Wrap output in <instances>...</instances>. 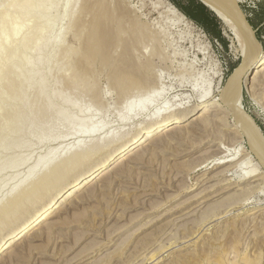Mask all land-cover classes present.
Masks as SVG:
<instances>
[{
    "label": "rangeland",
    "instance_id": "374dc122",
    "mask_svg": "<svg viewBox=\"0 0 264 264\" xmlns=\"http://www.w3.org/2000/svg\"><path fill=\"white\" fill-rule=\"evenodd\" d=\"M227 1L236 13L231 1L239 6L264 48V0ZM169 4L176 6L170 0H0V206L50 150L64 156L75 144L88 146L109 131L134 130L144 115L130 117L139 110L129 112L128 105L151 94L148 109L175 101L193 104L186 118L198 116L204 106L215 107L208 126L214 135L224 134L215 138L189 120L183 132L148 141L137 159L126 162L128 171L84 187L47 221L53 224L50 230L47 222L39 225L35 235L1 255L0 264H264V172L239 183L240 168L230 167L232 162L215 165L237 148L234 141L242 137L236 130L247 160L262 162L219 101L245 57L222 20L227 46L206 21L188 16L189 27L174 24ZM97 13L102 16L96 27L105 33L101 43L119 41L114 52L105 51L103 43L89 54L79 36L80 27L90 25ZM143 24L154 32L138 47L134 38ZM111 32L124 36L112 39ZM132 47L140 61L150 58L152 84L161 88L149 94L135 88L127 99L113 81L120 68L116 59L131 56ZM249 76L242 106L264 133V70ZM193 88L209 89L210 97L198 104ZM60 106L64 113L55 115ZM101 120L91 132L82 127ZM44 126H49L46 132Z\"/></svg>",
    "mask_w": 264,
    "mask_h": 264
},
{
    "label": "bare ground",
    "instance_id": "6f19581e",
    "mask_svg": "<svg viewBox=\"0 0 264 264\" xmlns=\"http://www.w3.org/2000/svg\"><path fill=\"white\" fill-rule=\"evenodd\" d=\"M27 1L28 0H25V3H27ZM87 1L90 2V0ZM204 1H206L208 6L211 7L216 14L219 15V17L224 22V24L228 28H230L233 31V33H235L236 35L235 37L237 38L236 40L239 43L240 50L242 51L245 57L244 63L239 66V69L237 70L235 75L230 77L225 87L221 89L219 101L223 97L227 99V101L232 105V108L224 107L225 112L227 113L228 116H232L237 121L238 125L242 127V130L246 133V135L249 138V141L252 144L251 146L254 145L255 150L260 153L262 162L261 164L258 165L254 162H251L250 158H249L250 161L247 160L248 158L244 155L246 147L243 144L244 140L242 139L243 136L240 130L235 131L239 137H242L234 141L235 142L234 145L238 144L237 148H235V151L223 157L218 158V160L215 162V165L216 164L221 165L228 162H232L233 164L231 163L232 165H229L230 167H232L233 169L235 167L240 168L241 169V170L239 169L240 175L238 174L240 176V179H238V182L242 183L243 181L257 177L258 175L264 172L263 169L264 165H262L264 164V133L262 132L263 130L261 131L259 129V125L256 122V120L253 118V116L250 115L242 106L244 80L246 78L249 79L250 77L249 75L251 74H259L260 72L263 73L264 48L259 45L258 41L255 38V35H253L252 34L253 32L250 31L251 29L250 24L248 23L247 19L245 18L239 6L234 1L231 2L233 6L236 8L237 13L227 0H204ZM86 3L88 4V2ZM160 3L162 4L163 2L160 1ZM91 6H88V8H91ZM38 8L39 9H37V12L41 10V6L39 5ZM104 8L106 9V7ZM77 10L79 12V8ZM88 10L89 9H87L85 12L87 13ZM166 11L173 16V20L175 21L174 24L182 23L187 27H189V24L191 22L188 16L185 13L181 12L176 6L169 4V6L166 8ZM97 14L95 15L96 17H94V21L92 20L93 22L91 23L89 22L90 25H83L82 27H80L78 32L80 34L79 36L82 39L86 52H88L89 54L92 53L93 49L96 48L98 45L100 44L102 45L104 43V42L101 43L102 42L101 40L103 39H101L100 35L101 34L105 35V33H103L104 31L100 30L101 29L100 27H96L98 25V24L96 25V22H98V19L100 18V16H102V14L101 15L98 14V16ZM136 23L134 25H136ZM102 25H104V23ZM102 28L104 27L102 26ZM122 29L125 32L124 27L121 28V30ZM108 30L109 29H107V32ZM136 30L137 32H139L138 37L136 36L135 33V36L137 38H134L135 36L131 34L130 35L137 41L135 42V45L137 43L138 47L140 43L144 42L143 40H145L146 38L145 39L143 38L147 34L150 35L154 32L153 30H150L148 26L145 24H143L141 28H139L138 26ZM126 32L128 34L130 33L129 30ZM111 33H109V35ZM116 34L118 35V37H121V35H123L124 33L122 34L121 32H118ZM116 34L114 35L115 37ZM130 35H128V37ZM111 36L113 39L114 38L113 33L111 34ZM111 36H109V38ZM123 38L125 39L126 36ZM128 41L126 45L129 44ZM107 43L108 42L104 43V46H106ZM115 43L116 44H114V42L113 44L112 43L107 44L106 47L108 48H106L105 51H109V52L116 51L119 46V41L118 43L115 41ZM99 47L102 48V46ZM133 47L131 51H129V54H131V56L129 55L128 57L127 54L125 57L123 56L121 58L120 56V58L118 57L119 59H116L119 62L118 66L122 68L121 69L119 68V73L116 72V75L114 74V78L116 81H113L114 79L111 80L113 82H116L115 86H117L118 84L119 87L118 86L117 87L122 91L123 96L125 95L127 99H130L134 95V92L132 91L135 88H136V90H134L135 92H138L140 89L141 93L143 94H149L154 91L158 92V88H161L160 86L155 87L152 84L153 79L151 78L150 75V71H151L150 58L149 59L147 58V60L145 59V61L142 60L140 61L138 55L134 53L135 48L133 49ZM130 48L131 47H129V49ZM123 51L127 52L126 50ZM83 54H85V51ZM137 59H139V62H137ZM121 61H123L125 65L122 66L123 63H121ZM115 64L117 63L115 62ZM253 64H255L256 66L252 67V71H251L250 70L251 65ZM241 78L243 79V81H241ZM193 89L197 93L198 104L205 102L210 97L209 89H205L201 91H199L196 88ZM130 90H132L131 93L129 92ZM151 96H153V94H151L144 101H142L143 99H140L138 102L139 104L137 105L135 104L133 106L131 103L129 104V100L126 102V104H129L127 111L129 112L132 111L136 113L139 110L137 115L132 116L131 114L130 117L134 118L141 114L144 115L140 125L138 124L134 130L133 128H129V130L127 131L123 130L122 128L119 129V131L117 132L112 130L107 132L104 136H101L98 139L94 140L88 146H84L82 143L75 144L65 152L64 156H58L55 153L56 150H50L46 156L39 157L35 161V165L33 166V171L26 178L17 182L8 190L7 198L0 206V225H3L0 226V256L6 253L8 254L10 251L12 252L11 249H14V247L21 240L27 239L30 236L35 235L34 234L36 233L35 229L39 225L49 221L54 215L57 214V212H59L60 209H62L65 205H68V203L71 201L73 196L79 193L84 187L86 186L90 187L89 185H92L98 180H106L107 178L110 177L111 174L118 173V171H122V172L128 171L129 167H127L126 162L132 158L137 159L140 154V151L145 146V144H147L148 141L153 142L159 138L162 139L165 136H169L171 134L174 135L175 133L177 134L179 132L180 133L183 132V130H185L184 128L185 125L190 123V122L187 123V121L189 120H191V122L195 120V123L197 124L200 123L199 124L200 129L204 133L207 134L211 132V134L215 138L222 139V136L224 134L220 135L218 131V133L214 135V133H212L214 131V130L212 131L213 128L209 129L208 126L210 124V122L208 121V116H209L208 114L211 112L214 113L213 111L215 110V107L211 105L204 106L202 108L201 113L198 116L191 115L189 118H186L187 113L189 111H192L191 109L193 104L183 105L184 104L183 102L177 103L175 101L172 104H169V102H167V104L165 103L160 107L156 106V108L154 107L153 109H148L150 107L149 102L152 99ZM50 100H52V97L48 98V101L45 103V108L49 106ZM87 108L88 107H86V109ZM64 110H65L64 106L63 107L60 106L56 108L55 115L63 114ZM119 116L123 117V112H119ZM102 123L103 121L101 120L98 122H93L92 124L87 125L86 127L82 125V127L85 129L86 132H91L95 130L97 127L101 126ZM48 128L49 126H44V131L46 132ZM238 136H234V137H238ZM241 144L243 146H240ZM97 150L100 151V153ZM96 152H98L99 154L95 157L93 161V156ZM99 155L102 156L99 157ZM92 161L93 164L95 162L96 164L93 165L91 163ZM47 223H48L47 229L50 230L53 227V224L49 222Z\"/></svg>",
    "mask_w": 264,
    "mask_h": 264
},
{
    "label": "trees",
    "instance_id": "16d2710c",
    "mask_svg": "<svg viewBox=\"0 0 264 264\" xmlns=\"http://www.w3.org/2000/svg\"><path fill=\"white\" fill-rule=\"evenodd\" d=\"M172 1L181 11H183L187 16L192 17L198 21H206L211 24L214 32L225 46H227L226 39L223 35L221 28V19L212 11L207 5H205L201 0H188V4L182 6L176 0ZM211 35V31H209Z\"/></svg>",
    "mask_w": 264,
    "mask_h": 264
},
{
    "label": "water",
    "instance_id": "95a60500",
    "mask_svg": "<svg viewBox=\"0 0 264 264\" xmlns=\"http://www.w3.org/2000/svg\"><path fill=\"white\" fill-rule=\"evenodd\" d=\"M205 5H207L208 6V4L206 3V1H204V0H201ZM211 10H213L211 7H209ZM218 17H219V15L218 14H216ZM221 100V103L225 106V107H228V108H232V105L227 101V99H225V98H221L220 99ZM259 129L262 131V129H261V127L259 126ZM263 132V131H262Z\"/></svg>",
    "mask_w": 264,
    "mask_h": 264
}]
</instances>
